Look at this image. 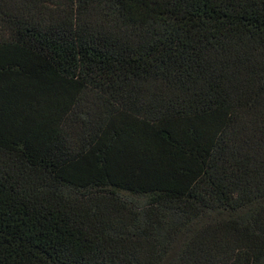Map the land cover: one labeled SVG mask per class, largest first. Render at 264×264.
<instances>
[{
    "label": "trees",
    "instance_id": "obj_1",
    "mask_svg": "<svg viewBox=\"0 0 264 264\" xmlns=\"http://www.w3.org/2000/svg\"><path fill=\"white\" fill-rule=\"evenodd\" d=\"M0 264H264V0H0Z\"/></svg>",
    "mask_w": 264,
    "mask_h": 264
}]
</instances>
